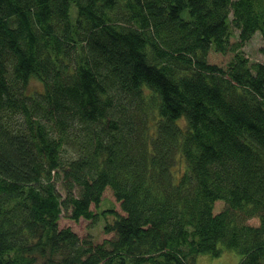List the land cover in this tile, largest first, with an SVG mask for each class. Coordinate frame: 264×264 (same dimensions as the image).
<instances>
[{"label": "trees", "instance_id": "1", "mask_svg": "<svg viewBox=\"0 0 264 264\" xmlns=\"http://www.w3.org/2000/svg\"><path fill=\"white\" fill-rule=\"evenodd\" d=\"M256 33L264 0H0V264H264ZM108 191L104 241L61 225Z\"/></svg>", "mask_w": 264, "mask_h": 264}, {"label": "rangeland", "instance_id": "2", "mask_svg": "<svg viewBox=\"0 0 264 264\" xmlns=\"http://www.w3.org/2000/svg\"><path fill=\"white\" fill-rule=\"evenodd\" d=\"M76 14V7L72 8L71 15L75 16ZM238 34V32H235ZM245 46L243 47V50L247 57L251 60V62H259L261 64H264V54L260 52L261 47L263 46V41L260 33L254 34L251 39L246 42ZM41 85L38 79H33L30 83V89H40ZM115 208L119 210V205L116 203L113 195L111 192H107L105 195V198H103L102 203L100 205V209L95 210L102 214L103 211H106L107 209ZM114 221V216L111 213H106V215H100L96 221V223H90V221L87 220H81L79 222L70 223L69 221H66V218H63L60 223L63 226L67 222L69 223V226L75 230L79 236H85L89 235L92 236L93 239L98 242L104 241L108 235L104 233V228L112 224ZM240 256H238L235 251L232 250H224V253L220 256L213 257L211 254H198L193 259V264H239Z\"/></svg>", "mask_w": 264, "mask_h": 264}]
</instances>
